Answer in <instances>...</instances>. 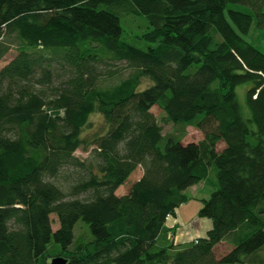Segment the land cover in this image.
Wrapping results in <instances>:
<instances>
[{"label": "trees", "instance_id": "16d2710c", "mask_svg": "<svg viewBox=\"0 0 264 264\" xmlns=\"http://www.w3.org/2000/svg\"><path fill=\"white\" fill-rule=\"evenodd\" d=\"M229 3L252 14L228 10L227 20ZM263 4L0 0V60L17 47L0 69V264H48L51 238L66 264H264V54L242 37L254 21L264 27ZM138 17L137 27L145 25L134 40L144 49L122 38L121 20ZM105 56L135 73L98 86L93 67ZM54 64L70 75L47 99L30 87L49 85ZM143 78L152 84L139 90ZM247 82L244 119L235 89ZM154 106L164 124L181 127L180 137L162 134ZM93 114L106 129L88 141ZM187 127L202 139L181 144ZM92 146L95 172L68 195L46 180L84 167L74 153ZM211 166L216 188L198 214L212 227L176 245L166 220L187 201L186 189L207 182ZM78 221L88 238L74 239ZM221 243L230 250L217 258Z\"/></svg>", "mask_w": 264, "mask_h": 264}, {"label": "rangeland", "instance_id": "374dc122", "mask_svg": "<svg viewBox=\"0 0 264 264\" xmlns=\"http://www.w3.org/2000/svg\"><path fill=\"white\" fill-rule=\"evenodd\" d=\"M233 10L241 12L244 14H252L251 9L243 4L239 3H229L225 8V17L227 18L226 11ZM264 12V4H263ZM122 21V38L124 41L133 44L134 46L144 49V46L141 42L134 40V37L139 35L143 30L145 25H142V28H138L137 25L143 22V18L138 17L137 19H128L125 23ZM231 24V23H230ZM255 21L252 24L248 35L245 38L250 45L259 50L264 54V27L259 28L255 25ZM232 25V24H231ZM233 26V25H232ZM1 39V37H0ZM7 41H11L9 38H5ZM100 46H96L94 50L99 51ZM17 54V47L15 43L10 45L9 51L4 55L0 60V69L7 65L10 60ZM193 69H188L185 74H192ZM135 73V69L131 67L125 61H114L110 60L109 57H103V60L95 63L93 67V75H95V81L100 87H110L116 85L121 80L131 76ZM70 73L68 68L61 66L60 64H54L52 67V81L49 85H40L31 82V89L35 92H42L45 95V98L50 99L53 97L55 90L62 87L64 82L69 77ZM38 76H35V79ZM152 83L147 78H143L140 81L139 90H143L150 86ZM252 84L250 82L241 84L236 87L235 94L237 103L240 109V113L244 119L250 117V111L246 103L247 91L251 88ZM151 113L154 116L156 122L161 126L163 135L174 134L176 137H180L181 127L173 126L171 124H164L162 122L163 113L157 107L154 106L151 109ZM106 125L103 118L99 114H93L89 118V127L84 130V137L90 141L93 136L100 135L105 132ZM184 136L181 139V144L185 145L188 143H197L202 139V133L193 127L185 128ZM223 147L222 142L217 145V150L220 151ZM74 156L77 157L84 167H72L68 166L63 168L59 174L53 179H46L49 182L56 185L65 195H68L71 191V187L77 183L85 180L89 175V170L92 169V172H95V167L97 164V158L94 151V147H89L88 150L78 149L75 151ZM135 173H138V176L142 173L141 168L137 169ZM207 182H201L198 186L194 188H188L184 191V194L188 198L187 201L182 204L176 210L177 217L169 218V222L165 225L169 229L168 235L172 236L175 244L184 245L193 240L194 237H203L208 229H206L204 223L210 222L212 227V221L209 218H203L199 216V210L202 206V200L207 199L210 193L216 188V179H215V169L214 166H211L208 170ZM202 187V188H201ZM90 193H83L78 196L80 199H88ZM67 198H70L67 196ZM53 230L57 228V222L54 216H51ZM74 239L81 237L88 238L90 236L89 228L78 221L73 229ZM82 238V239H85ZM230 246L224 243L219 244L214 249V254L218 258L227 252H229ZM62 253L61 247L54 242L51 238L50 242L46 246V251L44 254V261L50 263L51 259L59 256Z\"/></svg>", "mask_w": 264, "mask_h": 264}, {"label": "crops", "instance_id": "0c3cea01", "mask_svg": "<svg viewBox=\"0 0 264 264\" xmlns=\"http://www.w3.org/2000/svg\"><path fill=\"white\" fill-rule=\"evenodd\" d=\"M247 35H248V33L246 34V37H247ZM244 39H245V38H244ZM141 175H142V173L139 175V177H140ZM199 184H201V183H199ZM199 184L194 185V186H192V187H190V188H194V187L198 186ZM201 188H202V187H201ZM174 217H177V214H176V213H175V216H174ZM174 217H169V218H174ZM169 218L166 220V224H167V222H169ZM166 224H165V225H166ZM204 225H205L206 229H208V230L211 229V224H210V222H206V223H204ZM165 228H166V229H170V228H167L166 226H165ZM208 230H207V231H208ZM207 231H206V232H207ZM169 237H170V236H169ZM197 238H200V237H197V236H196V237L193 238V240H194V239H197ZM173 242H174V241H173ZM176 245H181V244H176Z\"/></svg>", "mask_w": 264, "mask_h": 264}, {"label": "water", "instance_id": "95a60500", "mask_svg": "<svg viewBox=\"0 0 264 264\" xmlns=\"http://www.w3.org/2000/svg\"><path fill=\"white\" fill-rule=\"evenodd\" d=\"M67 259L61 256H57L51 259L50 264H66Z\"/></svg>", "mask_w": 264, "mask_h": 264}]
</instances>
